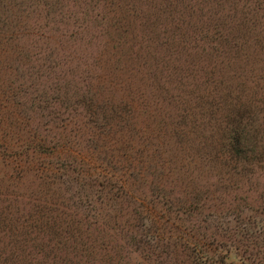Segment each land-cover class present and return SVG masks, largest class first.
Listing matches in <instances>:
<instances>
[{
    "label": "rangeland",
    "instance_id": "374dc122",
    "mask_svg": "<svg viewBox=\"0 0 264 264\" xmlns=\"http://www.w3.org/2000/svg\"><path fill=\"white\" fill-rule=\"evenodd\" d=\"M3 1L6 11L3 6L1 17L8 16V27L0 31V117L4 119L0 137L44 146L63 138L72 141L91 153L97 164L102 162L105 176L99 180L107 182L105 188L95 187L93 181V186L87 187L86 181L75 173L66 175L46 168L56 166L53 160L37 161L34 153L19 156V149L4 155V162L0 163V246L8 242L13 229L28 216L58 225L59 229L71 228L72 234L64 236L66 241L80 235L96 238L101 249L96 256L100 260H119V264H187V254L173 246L177 241L152 240L141 249L124 243L134 236L142 238L143 223L147 227L153 225L144 209L159 206L163 192L181 197L186 203L196 194L206 193L208 198L200 200L204 205L191 223L184 216L180 224L168 223L170 229L185 224L182 230L186 229V235L196 234L201 240L205 237L211 264H264V248L251 261L241 258L238 241L246 229L233 219V212H238L244 222L257 218L258 212L264 210V169L253 165L242 172L228 170L224 175L225 169L212 167L220 151L219 146L213 145L217 142L215 126L213 132L206 130L212 124L208 119L234 112L236 104L264 113V51L237 58L222 71L223 75H209L224 81L219 95L203 98L200 92V98L197 93L196 98H186L187 104H176L175 100L168 105L165 100L178 94L175 87L179 81L173 70L167 74L174 62L168 61L165 53L168 44L177 43L170 41V34L185 33L184 27L170 22L167 13L172 0H55L51 8L49 0ZM193 1L198 3L194 9L205 15L208 7L215 10V16L221 15L224 7H231L225 0H207L214 7L204 6L206 0ZM180 11L184 20L192 19L189 10ZM257 15L264 22V15ZM184 40L182 37L179 41ZM261 44L264 45L263 38ZM137 49H146L151 58L143 60L145 53L134 59L130 51ZM208 59L202 60L201 55L193 62L205 68L212 64ZM154 69L161 70L157 75L164 77L160 84L146 76ZM209 71L214 70L209 66ZM51 101L54 103L48 106ZM193 101L202 108H197L201 120L194 122L191 137H195V143L203 142L196 146L195 154L188 149L184 156L180 153L176 157L182 164L181 174L176 175L165 164L167 157L161 146L166 138H155L154 134L148 137L145 132L147 128H158L169 136L171 130L182 126L180 117ZM209 104L219 107L213 115L209 108L213 105ZM187 138L179 136L171 142L190 143ZM256 151L258 154L260 149ZM138 153L158 157L164 166H157V160L155 164H135L133 177L128 179L129 188L118 189L117 172L128 160V154L141 159ZM195 155L202 163H210L211 169L200 171L186 166ZM41 166L43 174L37 171ZM152 230L150 235L154 238ZM120 246L124 248L122 259ZM68 252L69 261L79 259V254L74 259L70 249ZM56 257L64 258L60 253ZM98 258L95 260L100 264ZM79 260L83 264L84 260Z\"/></svg>",
    "mask_w": 264,
    "mask_h": 264
},
{
    "label": "trees",
    "instance_id": "16d2710c",
    "mask_svg": "<svg viewBox=\"0 0 264 264\" xmlns=\"http://www.w3.org/2000/svg\"><path fill=\"white\" fill-rule=\"evenodd\" d=\"M172 1L168 4L170 10L167 13L170 15V22H172L173 26L180 25L184 27L185 33L170 34V41L172 42L173 40L177 43L174 44L172 42V44L167 45L165 56H168V61L174 62L173 67L169 68L167 74H170L173 70V74L177 73L176 79L179 82L175 87V91L178 94L175 96L169 95L165 102L170 105L176 100V104L183 103V101H186L185 104H187L188 101L185 100L186 98H192V96L196 98V93L197 98H200L198 96L200 92H203V95H201L203 98H213L216 94L219 95L223 91L221 85L224 81L222 79L218 81L216 77L212 76L211 78L209 75H223L222 71L231 67L234 62H237V58L240 60L242 57L247 58L251 54H259L264 51V45L261 44L262 38L264 39V22L260 21L257 15H264V0H225L231 7H224L222 14L216 16L215 10L209 7L206 10L207 15L201 14V10L194 9V6H197L198 3L193 0H185L186 2L180 0ZM191 1L193 2L191 3ZM54 3L55 0H49L48 5L50 8ZM210 4L211 7L215 5L207 0L203 3L204 6H209ZM3 6L6 11L5 1L0 0V31L8 27V16L4 14V17H1L3 14ZM252 6L253 8H251ZM179 8L189 10L191 20L194 19L193 22L190 19L188 21L184 20V16ZM198 19L201 20L195 23L194 21ZM182 37L185 38L184 42H180ZM11 40H13L12 37ZM190 43L193 44L190 45ZM199 44H204V46H197ZM197 50H199V55ZM243 52H245V55ZM145 53H147L146 56H144ZM201 55L202 60L205 57L210 58L208 61L212 60V64L209 66L211 70H214L213 72H208L209 66L207 64L205 68L199 67L197 64L195 66L193 60H197ZM130 56H133L134 59L136 56H144L143 60L151 58V55H149L146 49L142 51L139 49L130 51ZM153 65L155 64L153 63ZM182 72L185 74L184 76H181ZM157 74H161V70L154 69L153 72L147 73L146 76L148 79L155 80L160 84L164 77ZM226 81L229 82V78H226ZM209 87L210 90L208 89ZM189 105L191 106L185 110L187 113L182 114L183 116L180 117L182 126L171 130L169 136L165 135L166 130L161 131L158 128H147L145 132V135H148V137L154 134L155 138L159 135L166 138V141L161 146L164 148L163 155L167 157L165 164L169 166V171L176 175L182 172L181 161L177 160L176 157L180 153L184 156L188 152V149L195 154L196 146L203 142L198 141L195 143V137H191L195 131L194 122H200L201 120V115L197 108L202 107H196L194 101ZM209 108L213 111L211 113L212 115L219 109L216 104ZM234 108V112L222 113L217 118L212 117L208 119L209 123L212 124L206 130L208 133L213 132L215 126L214 130L217 133V142H214L213 145L219 146L220 151V157H217L212 167L219 166L221 167L220 169H225L224 175L228 174V170L229 173L242 172L253 165H256L259 169H264V122H262L264 113L253 112L251 108L241 107L239 104L234 105ZM219 112L221 111L219 110ZM1 120H4L3 117H0V123ZM211 134L210 137H212ZM179 136H183L184 138L190 136L191 138H187L190 143L176 144V141L171 142L173 138ZM0 141L4 143L1 144L0 142V163L4 162V155L11 154L15 149H19V156L34 153L37 155V161L53 160V164H56V166H46L52 172L56 171L61 173L62 171L66 175L67 172L75 173L79 175L81 181H86L87 187H92L93 181L95 187L103 185L105 188V182L107 181L103 182V180H99L100 177L104 178L105 176V168H102L105 166H102L101 161L97 164L91 153L73 144L72 141L63 138L57 143L45 144V146L38 143L32 144L31 141L23 144L6 141V138H3V136L0 137ZM256 149H260L258 154H256ZM201 150L202 148L199 152ZM199 154L202 155L201 153ZM138 155L141 159L136 160L131 154H128V160L124 163L121 170L117 172L118 178L115 179L118 183V189L129 188L130 181L128 179L133 177L132 172L135 164H155L157 160V166H164L163 162H159L158 157L154 158L153 156L147 155V153L146 155L138 153ZM192 158L186 166L192 165V169L197 168L200 171H208L211 169L208 167L210 163L207 165L202 163L196 155L195 157L192 156ZM43 169L44 166L38 168V173L43 174ZM95 170H97V174L94 173ZM101 170L102 172H100ZM75 179L78 181L79 178L75 177ZM162 190H164L163 185ZM205 194H196L195 197H192L193 199L188 200L189 203H186L187 201L181 197L174 198L163 192L157 202L159 206L154 204L151 208L144 209L152 217L153 220H151V223L153 225L147 227L148 224L143 223L144 233L140 234L142 238L136 239L134 236L132 238L133 240L129 239V242H125L124 244L131 243V246L141 249L152 240L161 242L166 238L167 240L177 241L173 246L175 248L179 246L178 248H181V251L187 254V264H211L205 237L201 240L196 237V234L195 236L186 235V229L182 230V226L185 224H181L180 228L175 226L170 229L169 226L176 225V222L178 224L182 223L184 216L187 218V221L189 220L190 224V220L202 210L201 208L204 202L200 200L207 197ZM186 195L189 196V194ZM109 207L112 208L114 205H110ZM233 215V219L237 223L239 222L238 225L246 229L242 230L243 232L238 241L240 247H242L241 258L244 257L246 261H251L260 253V248H264V210L258 212L257 218L252 217L244 222L238 212H233ZM166 225L167 227H165ZM190 228L192 230V226ZM13 230V236L11 235L8 242H2L0 246V264H81L79 259L84 260L83 264H98L95 258H98L96 253L99 255L101 249L96 238L91 239L90 235H85L84 237H81V235L78 237L71 236L69 239L70 245L68 243L69 241L64 240V236L66 234H72L71 228H66L65 226V229H59L58 225L51 226L48 225L46 220L43 222L39 221V219H31L28 216L24 217L17 228ZM150 230L154 233V238L150 235ZM119 248V257L122 259L120 253L124 248L122 246ZM69 249L74 259L79 254V259L75 262L67 259ZM112 249V246L108 247V251ZM59 253L64 258H57L56 255ZM118 261L114 262L113 259L103 258L99 263L119 264Z\"/></svg>",
    "mask_w": 264,
    "mask_h": 264
}]
</instances>
